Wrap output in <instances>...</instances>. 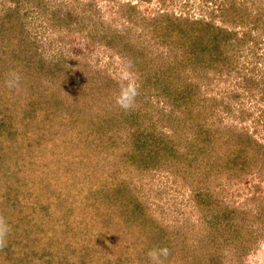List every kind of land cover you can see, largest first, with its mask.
Here are the masks:
<instances>
[{
    "label": "rangeland",
    "instance_id": "obj_1",
    "mask_svg": "<svg viewBox=\"0 0 264 264\" xmlns=\"http://www.w3.org/2000/svg\"><path fill=\"white\" fill-rule=\"evenodd\" d=\"M212 1L213 3L206 4L203 0H149V3H143L141 0H0V59L4 57V50L15 49L16 52L24 49L23 55L26 59L24 68L18 66L15 69L14 62L8 63L6 74L21 68L18 71L23 72L22 81L25 82L26 89L19 100L20 105L14 106L10 104V100H14V97L16 100L18 96L13 90L7 91L5 85H0V112L7 114L4 119L0 117V130L7 132L8 142L13 141L15 146L22 145L19 148L21 155L28 149H36L26 153L28 165L25 172L21 170L5 182L0 179V193L5 195L3 197L10 204H17L11 209L0 207V215L7 218L12 228L7 247L0 250V264H46L49 258L44 257L49 254L55 256L51 258L54 263L56 258H64V261H59L62 264L66 261L70 264H148L146 253L150 248L168 245L171 250L169 258L174 264L176 261L181 262L180 264H193L194 259H190L191 257L198 258L200 264V252H205L206 246L202 244L200 250L197 246L210 227L207 218L202 214V205L221 202L230 208L246 212L247 216L253 219L263 217L264 207L259 204V200H254L258 196L254 199L252 196L258 193V184L264 189V171L259 177L249 174L244 178H228L230 175L227 171L221 172L218 167L208 176L206 195L196 199L197 188L204 186L196 178L198 173H194L191 168L174 166L178 162L172 160L159 161L155 148L135 147L132 143L124 144V148L116 149V152L109 151L110 149L103 145L89 147L91 142L97 145L98 139V132L95 133L96 130L89 124V119L95 117V120H99L102 112L110 111L114 115L123 111L115 101L120 85L128 83L125 76L138 83L140 89L141 78L144 75L151 76V72L138 75L130 68L128 60L118 51L124 43L129 40L146 47L148 51L146 55L144 53L143 59L147 60L146 64L150 66L163 65V61L172 66L175 64L171 62H178L181 57L180 50L169 52L167 46H151L148 36L139 28H131L127 33L130 24L125 17H121L118 4H135L139 12L149 16L164 11L188 18L212 19L216 24L234 29L229 23H223L222 17L219 16L223 6V3L219 4L221 0ZM234 1L236 6L246 8L250 12H264V0ZM12 9L18 10L25 31L24 38L21 39L22 47L18 44L15 48L17 39L9 37L10 33L3 30L6 24L14 26L15 20L8 21V18H5ZM235 29L238 31L237 35L246 31L243 28ZM113 30L118 32L119 37L123 36L115 41L116 47L109 43V35ZM256 34L253 32V35ZM9 38L13 39L14 43L7 44ZM28 38L35 42L33 48L36 47V54L35 49L29 53L26 47ZM239 54L237 64H233L221 76L211 72L204 75L203 71L185 69L179 73L180 77L196 85L195 91L199 90L200 98L219 100L228 92H240V66L250 68L251 59L250 52L245 48ZM99 71L105 72L106 75L98 74ZM85 85L87 88L84 89L82 97L83 105L80 103L72 108L68 105L54 106L61 109L60 116L63 117L60 118L63 119L64 126L59 123L57 126L51 125L47 123L49 119L45 115L34 114L39 101L55 103V99L64 97L65 102L67 93L70 92L69 96L78 91V87ZM59 90H63L64 95H59ZM147 97L137 100L135 109L142 105ZM241 100L246 102V108L255 110L250 93H243ZM161 101L157 102L154 98L147 100V111L161 108ZM74 108L80 113L72 125V117L69 116ZM154 113L156 114L155 111ZM218 114L217 116L223 117L221 126L230 124L231 121L224 113ZM127 120L131 123L135 121L131 117ZM102 121L101 123H105ZM257 136L263 139V131ZM73 138L76 141L81 138L87 140L76 143L71 142ZM19 139L22 144H19ZM123 153L125 159L119 157ZM30 155L34 156V159L30 158ZM36 155L39 156L35 158ZM86 167L90 175L84 178L82 173ZM22 177L27 182L28 194L33 193L31 202L29 200L30 207L28 201L24 202V197L13 200L14 184ZM46 179L51 181V184L56 181L59 186L41 188L40 182H45ZM65 180L66 184L74 182L75 186L80 183L86 186L84 181H87L98 193L97 198L89 206H84L85 204L76 200L66 203L63 187L60 186ZM1 188L9 190L3 191ZM34 194L40 195L39 198H34ZM47 206L51 207L48 213ZM47 215L46 220L43 217ZM68 216L75 220L78 217L84 223L98 218L101 224L95 226L102 234H98L97 241H90L86 235L80 238L71 237L75 236L71 230H78L79 224L72 223L76 227L65 228L70 220ZM253 219L252 242L249 241L251 244L248 251H241L240 254L238 249L230 251L229 248H224L225 252L212 259L213 264H264V228H260L261 224ZM57 220L63 221L65 225L62 226L61 221L56 223ZM88 225L85 226L91 230V235H94V225ZM164 231L170 236L168 243L152 241L154 237H158V233L164 234ZM225 234L228 235L229 232H223L222 238ZM234 234L240 236L237 232ZM104 236L109 238L108 242L103 241ZM206 240L203 238V242ZM86 241L91 245L88 248L83 247ZM66 243L73 245L71 249L65 248ZM61 250L65 252L60 257ZM168 264H171L170 261Z\"/></svg>",
    "mask_w": 264,
    "mask_h": 264
},
{
    "label": "trees",
    "instance_id": "obj_2",
    "mask_svg": "<svg viewBox=\"0 0 264 264\" xmlns=\"http://www.w3.org/2000/svg\"><path fill=\"white\" fill-rule=\"evenodd\" d=\"M141 1L143 3H149V0ZM203 2L206 4L213 3L212 0H203ZM221 3H223V6L220 8L219 16L222 17L223 23H229L234 28L232 30L223 25L216 24V22H212V19L207 20L203 17L188 18L164 11L149 16L139 12L135 4L129 2L118 4L121 17H125L130 24L127 33L131 28H136V30L139 28L143 34L148 36L151 46L154 47L157 45L158 47L164 45L168 47L169 52H177L180 50L181 57L178 62L177 60L171 62L175 64L172 66L169 65V62V64H167L163 61V65H168L166 68H164L162 64L159 66H150L146 64L148 63L147 60L143 59L144 53L146 55V51H148L147 48L140 46L139 43H131L128 40L124 43L125 45L121 46V49L118 50L120 55L128 60L130 68L137 72L138 75L151 72L150 77L144 75V77L141 78L142 89L140 90H142V92L137 100L139 101L143 99L144 96H148L146 98L147 100L151 98H154L157 102L162 100V107H159L158 110L154 108L151 112L150 110L147 111L146 107L149 106V102L145 100L142 105L131 112L118 111L117 114L113 115L110 111H107L105 113L102 112L103 114L99 120H95V117L89 119V124L96 130L95 133L98 132L96 135V137H98L97 145H93L94 143L92 144L91 142L89 147L103 145L112 152H116V149L124 148V144L127 143L135 144V147H145L147 149L155 148L159 161L163 159L172 160L178 162L174 166H179L183 169L191 168L194 173H198L196 178L201 182L200 184L203 183L204 186L197 188L196 199H201L202 196L206 195L205 190L207 189L206 183L208 176L210 173H213L215 169L217 170L218 167L219 171L222 170L221 172L227 171L230 175L228 178H233L234 176L244 178V176L249 174L259 177L264 171V138L259 139L257 136L261 131H263L264 136V12L263 10L250 12L246 8L236 6L234 0H221L219 4ZM210 13L213 14V12ZM6 15L5 18H8V21H10V19L15 21L13 24L14 26L10 27L6 24L7 26L5 25L3 30L10 33L9 37L17 39L18 42L14 46L15 48L18 44L22 47L23 43L21 39L24 38L23 34L25 31H23L24 29L18 10H9ZM235 28H243V30L246 31L241 35H237L238 31ZM253 32L257 34L253 35ZM121 38H123V36L119 37L117 31H111L109 35L110 45L116 47L117 44L115 41ZM13 39L9 38L7 44L14 43ZM35 45V42L28 38L26 47L29 53L30 50L33 49H35L34 54L37 53L36 47L33 48ZM21 47L19 48L21 49ZM244 48L250 52L249 57L251 60L249 61L251 66L250 68H246L244 65L240 66L242 71L239 72L242 79L239 83L240 92H228L219 100L217 98H200L199 90L195 91V89H197L196 85L186 82L180 77L181 75L179 73L185 69L203 71L204 75H206V72H211L213 75L221 76L224 72H227L233 64H237L236 61L240 57L239 53L244 50ZM15 50H4L2 52L3 58L5 59H0V85H5L4 80L7 75L9 61L12 62V64L13 62L15 63L13 64L15 69H17L18 66L24 68L26 63L25 56L23 55L24 49L20 50L21 52H16ZM13 51H15V53ZM5 64L8 65L5 66ZM18 70H21V68H18ZM18 72L21 73L23 77V72ZM100 73L106 75L105 72L99 71L98 74ZM51 76L53 77L52 74ZM24 84L25 82L22 81L21 91H14L18 98L15 100L14 97V100H10L12 102L10 104H14V106L20 105L19 100L22 98L24 93L23 90L26 89ZM1 88L2 87H0V90ZM86 88V85L80 86L77 88L78 91H74L71 95L68 96L70 92L67 93L65 102L63 99L64 97L55 99V103L39 101L35 109L36 113L34 112V114L45 115L46 118L49 119L47 123L51 125L57 126L59 123L64 126L63 119L60 118L63 117L60 116V114H62L60 113L61 109H56L54 106L68 105L72 108L80 103L83 105L82 97H84L83 93ZM8 90L7 88V91ZM62 92L63 90H59L58 94L64 95ZM144 93H147V95H143ZM243 93H250V98L254 101L255 110L246 108V102L241 100ZM147 108L149 109V107ZM75 110L76 108L71 111L72 115L69 116L72 117V125H74L76 122L75 119L79 117L80 113ZM218 113H224L226 118L231 121L230 124L221 126L223 117L217 116L219 115ZM67 115L68 114H64V116ZM48 116L50 118H48ZM0 117L4 119L7 117V114L0 112ZM25 117L28 118V116ZM130 117L134 118L135 121L131 123L130 120H127ZM101 120L105 121V123H101ZM77 121H79L78 118ZM122 126L124 128H122ZM118 128H121V130L119 131ZM162 130L165 131L162 132ZM6 136L7 132L0 130V179L4 182L7 178L14 174L16 175L17 172L21 170L25 172V168H27L28 165V156L26 153H31L36 150L28 149V151L23 153V155L25 154L23 158V155L19 152V148L22 145L15 146L13 141L8 142V140H6ZM86 140L87 138H81L76 141L73 138L71 142L80 143ZM18 141L19 144L23 143L20 139ZM31 144L34 143L31 142ZM37 156L39 155H36L35 158ZM31 157L32 155H30V158ZM119 157L126 158L124 153L120 154ZM32 159H34V156ZM8 162H10V164H7ZM82 174L84 178L89 177L90 174L87 167L84 168ZM23 179V177L19 178L17 183L14 184L12 190L14 198L11 197V199L17 200V197H24V202L28 201V207H30L29 200L31 202L33 193L31 192L28 194L27 182ZM66 182L67 180L60 185L63 187V197L66 203L76 200L80 201L81 204H85L84 206H89L98 196V193L93 190L94 187L89 185L87 181H84L86 186H83L81 183L79 186H75L76 184L74 182L70 184H66ZM40 184L41 188L59 186V183L56 184V181L51 184V181L48 179H46L45 182H40ZM1 189L3 191L9 190L7 188ZM256 190L258 193H254L252 199L258 196L254 200H259V204L264 207V189L258 184ZM3 196L5 195L0 193L1 208L11 209L17 205L14 202L10 204ZM39 196L40 195L34 194V198H39ZM2 204H4V206H2ZM10 205H12V207ZM206 205L208 206L204 208ZM206 205H202L201 211L203 216L207 218V223L210 227H208L209 231L200 239L197 246L198 250L201 249L202 244L206 246L205 252H200V264H213V262H211L212 259L217 258L219 253L225 252L224 248H229L230 251L238 249L240 254L248 251L250 247L249 244L252 242L251 234L253 232L251 231V222L253 217H248L246 212H240L237 209L221 204V202L208 203ZM18 206L20 209L22 208L20 202ZM50 208V206L46 207V213H48ZM70 216H72V213ZM43 218L47 220L48 215ZM71 218L72 217H70L68 224L66 223L67 225L65 228L76 227L72 223L79 224L77 225L78 230H71L73 232L72 234L75 235H71V237L80 238L86 235L89 237L90 241L91 239L92 241H97L98 234H102L95 226L101 224L98 218H94L87 223H84V221L78 217H76L77 220ZM254 219L261 224L260 228L263 229L264 215L262 218L254 217ZM59 221L61 220H57L56 223H59ZM61 223L62 226L65 225L63 221H61ZM88 224L94 225V235H91V230L85 226ZM88 231H90V233H87ZM223 232H229V234H225V237L222 238L221 234ZM236 232L239 233L240 236H235L234 233ZM218 233H220V235H218ZM169 237V234L164 231V234L158 233V237H154L157 239L153 238L152 241L168 243ZM203 238L207 240L203 242ZM108 239L109 238L104 236L103 241L108 242ZM171 244L172 243H170V245ZM65 246V248L71 249L73 245L66 243ZM89 246H91L90 242L86 241L83 247L88 248ZM167 247L169 248L170 246L168 245ZM63 252H65V250H61L60 257L64 254ZM66 257L68 258L69 255H66ZM44 258H49L46 264H57L56 262L62 264L59 261H64V258L61 257L56 258L54 263V259H51L55 258L53 254H49ZM190 259H194L193 264H199L198 258L191 257ZM168 261L174 264L171 258H169ZM188 262L190 263L189 259ZM180 263L177 261L175 262V264ZM63 264L70 263L66 261ZM82 264H84V262Z\"/></svg>",
    "mask_w": 264,
    "mask_h": 264
},
{
    "label": "clouds",
    "instance_id": "obj_3",
    "mask_svg": "<svg viewBox=\"0 0 264 264\" xmlns=\"http://www.w3.org/2000/svg\"><path fill=\"white\" fill-rule=\"evenodd\" d=\"M22 75L18 71H12L5 77L4 84L9 90L19 92L22 90ZM127 84H121L119 94L116 97V104L125 112H131L135 109L137 98L140 96V87L138 83L129 76H125ZM12 228L5 216L0 215V250L8 245V237ZM148 264H168L171 250L167 246L152 247L147 253Z\"/></svg>",
    "mask_w": 264,
    "mask_h": 264
}]
</instances>
